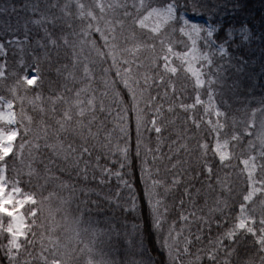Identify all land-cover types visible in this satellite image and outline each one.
I'll return each instance as SVG.
<instances>
[{
  "label": "trees",
  "instance_id": "1",
  "mask_svg": "<svg viewBox=\"0 0 264 264\" xmlns=\"http://www.w3.org/2000/svg\"><path fill=\"white\" fill-rule=\"evenodd\" d=\"M101 1L102 3L98 4L96 0H0V9H4L0 11V38L9 34V28L19 29L18 34L23 35L24 22L30 21L32 15L36 14L29 11L32 6H36L38 14L46 18L40 26L28 24L29 40L24 46L27 62L37 64L39 67L38 86L29 88L20 80L23 70L17 67L15 57L9 51V70L7 75L0 78V94L11 96L8 89L15 86L13 98L16 100L17 108L13 112L14 120L23 121L21 127L30 129L27 139H34L37 135L41 137L40 151L38 154L33 153L38 166L48 164L57 170V174L78 185L71 203L61 210L50 209L47 200L39 205L41 214L38 219L43 227L34 229L37 236L30 237L34 243L22 251L16 264H23L29 253L37 257L32 264H40L38 253L41 244L44 246V256L47 260L51 263L56 261L57 264H85L86 255L92 257L89 264H175L172 258L175 247H172L169 256L168 250L161 246L159 240V237L167 235L168 223L163 224L160 232L151 227V216L148 214L147 201L143 196L144 184L140 179V160L136 159L137 118L122 112L113 102L128 68L131 69L128 74L140 79L141 83L146 70L150 76L155 74L164 77L165 84L158 86L153 83L151 89L142 87V90L136 92L140 100L138 108L127 98L125 107L136 112L139 121L142 122L140 158L148 157L153 176L157 174L158 168L159 178L165 181L164 185L156 189L152 188L151 183L148 187L150 194L155 191L158 194L156 198L169 209L168 220L176 217L179 198L186 186L191 185L192 196L183 197L185 215L191 211L199 217L203 210V214L208 215L209 219H212V214L208 213V208L217 197H222L228 205H233L247 188V177L243 175L244 169L240 167L239 158L246 157L253 149L248 147L249 138L234 134L243 130L244 124L250 119L251 110H257L255 118L264 119V113L259 111L260 108H264V0H195V4L186 9L187 17L212 24L221 29L222 33L242 28L250 34L247 43L241 42L239 38L225 40L228 55L218 61L222 67L217 84L220 95L217 99L221 101V108L227 112V117L219 115L218 120L227 139L230 140L232 156L228 166L219 168V174L222 182L227 178L226 187H229L230 191H224L215 185L213 189H208L205 187L207 181L204 177L195 175L196 167L202 159L197 145L202 140H208L209 143L215 141L217 131L214 128L215 124H210L208 120L204 121L202 116L204 108L197 104V100L195 101L197 106L194 108L191 106L195 89L184 67L176 62L173 65L175 69L173 73L157 69L158 58L162 52L159 40L163 32L154 35L137 26L138 16L134 0ZM181 3L191 5L192 0H181ZM13 7L15 11H12ZM125 12L130 15L125 16ZM45 28L57 40L58 46L53 47L50 44L43 31ZM97 29H100L99 33ZM65 36L67 44L63 42ZM41 42L44 47H40ZM82 65L90 67L91 72L95 74L94 81L84 82ZM105 69L108 70L107 74ZM168 82L174 85L175 91L169 90L165 97L164 90ZM77 88H84L89 92L94 90L97 103H103L106 108L111 105V113H97L96 120L97 124L103 121L108 128L115 129L111 146L104 147L103 133L99 140H93L91 137L87 140L93 153V164L97 153L101 154V164L110 163L111 160L118 158L107 153L117 144L123 145L130 131V159L133 161V167L127 168L126 172L134 182L135 189L132 192L124 189L122 195L125 198L134 194L139 197L137 210L132 215L105 198L110 188L117 187L115 177L111 178L110 184L99 185L92 178L93 168L90 166L88 180L84 181L72 160L57 158L50 149L44 147L46 135L52 142H56L59 148L56 133L60 132L58 124L60 113L72 107L74 101L72 92ZM60 95H63V100L60 99ZM83 96L84 93L81 92V98ZM150 96H160L161 99L157 102L164 103L165 108L169 104L177 106L173 112H164L162 152L157 153L162 155L163 159L155 162H152L151 154L145 151V146L150 145L154 150L157 141L154 138L149 139V134L143 126L151 112V109L146 107ZM180 104L188 106L187 111H181L178 107ZM117 112L122 113L123 122L113 121V116ZM189 113L201 121L198 129L186 125L185 117ZM116 125L124 131L120 132ZM65 127L67 131L61 133L64 145L79 147L82 142L80 125L73 120L72 123L65 124ZM177 137L188 146V151H181L179 156L169 152L170 140ZM250 139L252 140V137ZM172 147L175 148V144ZM24 153L26 164L30 159L28 147L24 148ZM72 155L74 157L75 154ZM170 155L174 160L180 161L174 170L171 169L168 159ZM208 157L211 159V152L208 153ZM259 162L257 176L260 180L264 179V160L259 157ZM80 166L83 168V162ZM176 173L183 176L184 183L179 188L166 191L169 177ZM85 184L88 186L87 189L80 191ZM196 190H199V195L196 194ZM63 195L68 197L69 193L65 191ZM37 196L39 199V193ZM83 201L87 203H81ZM249 207L254 215H264V207L259 200H254ZM160 211L163 214V207ZM145 219L148 220L147 225ZM177 226L179 227V223ZM198 228L202 237L193 243L192 258L197 255V249L206 251L210 247L209 240L213 239L218 231L214 220L209 227L205 222L193 219L191 233L198 234ZM184 235H189V232L185 230ZM179 247H183L182 241L179 242ZM246 248V251L243 246L237 249L232 256V264H244L246 255L250 257L248 264H258L255 248L250 244ZM4 264H7L6 260ZM193 264L198 262L195 260ZM202 264H207L206 257L203 258Z\"/></svg>",
  "mask_w": 264,
  "mask_h": 264
},
{
  "label": "snow or ice",
  "instance_id": "2",
  "mask_svg": "<svg viewBox=\"0 0 264 264\" xmlns=\"http://www.w3.org/2000/svg\"><path fill=\"white\" fill-rule=\"evenodd\" d=\"M194 4L195 0H192L191 5L182 4L181 0H134L138 20L147 17L150 21L159 20L163 24V29L160 30L163 32V36L159 40L162 52L158 58L157 69L167 71L169 64L175 65L179 61L182 65H186L191 61L196 72L195 75L192 72H188L192 87L195 89L191 106L193 108L197 106L196 100L201 102V107L205 103L214 104L216 114L227 117L226 110L221 108V101L217 99L220 95L217 84L222 67L218 61L228 55L227 45L224 44L225 40L239 38L241 42L247 43L250 37L246 39V34L237 30H234L229 36L226 31L222 33L221 29L216 28L212 24L200 26L189 20L186 15V9ZM15 10V7H13L12 11ZM0 11H4V9H0ZM29 11L36 14L32 15L30 21L24 22L23 35L18 34L19 29L13 30L9 28V34L0 38V53L3 54V56H0V74L7 75L10 63L8 52L11 51L13 57H15V64L23 70L20 80L24 81L25 84L29 80H35L37 83L27 86L36 88L40 80L39 67L37 64H29L27 62L24 56V46L29 40L28 24L40 26L46 18L38 14L36 6L30 7ZM124 15L128 16L130 14L125 12ZM138 20L137 26H139ZM43 31L45 36L49 38L50 44L53 47L58 46L57 40L51 36L47 29L45 28ZM160 31L154 33V35H160ZM97 32L99 33L100 29H97ZM104 38L107 39V37ZM63 42L67 44L66 36L63 37ZM40 47H44L42 42ZM185 53L188 54L187 59L184 58ZM56 71L59 73V69ZM82 72V79L85 83L95 80V74L91 72L89 66L82 65ZM107 72L108 70L105 69L106 74ZM130 72L131 69L128 68L125 76L121 79V87L113 102L117 104V107L122 112H127L137 118L136 159L140 160V179L144 184L143 196L147 201L148 214L151 216V227L160 232L164 223L169 225L167 235L163 238L159 237L161 246L167 249L169 256H171L173 246L176 247L177 252L181 251L179 242L182 241V251L184 254L190 255L193 243L199 241L202 237L199 228L197 229L198 234L193 235L191 233V221L195 219L198 222H205L210 227L214 220L218 229L217 234L213 239L209 240L210 247L206 251L197 249V255L194 259L198 264H202L204 257L207 258V264H232V256L237 252V249L243 246L246 251V246L249 244L255 248L258 264H264V215H254L249 207L253 200H259L261 206L264 207V182L259 184L258 191H254L253 183L246 180V190L241 193L240 198L233 205H228L227 201H224L222 197H217L213 205L208 208V213L212 214V219H209L208 215L203 214V210H201L202 215L199 217L196 216L195 212L191 211L185 215L183 197L192 196L191 185L186 186L179 198V209L176 217L171 221L168 220L169 209L163 205L160 199L156 198L158 194L155 191L150 194L148 187L149 183H151L152 188L156 189L164 185L165 181L159 178L158 168L156 169L157 174L153 176L148 157L140 158L139 148L143 135L140 131L142 122L139 121V116L136 112L125 107L127 98V100L133 102L134 107L138 108L140 100L137 98L136 92L142 90V87L151 89L153 83L158 86L165 84L164 77L156 76L155 74L150 76L146 70L141 83L140 79L131 77L128 74ZM169 90L175 91V87L171 82H168V86L164 90L165 97ZM8 91L12 94L11 96L0 94V113L7 111L9 106L13 112L16 111L17 103L13 98L15 96V86L13 85ZM81 92L84 93L83 98H81ZM72 95L74 97L72 107L61 112L60 120L58 121L60 132L56 133V139L59 142V148L57 143L52 142L46 135L44 137V147L50 149L57 158H63L65 161L72 160L84 181L88 180L90 166L93 168L92 178L99 185H108L111 178L115 177L117 187L116 189L110 188L109 194L105 198L110 203L114 202L116 207L122 208L129 215L134 214L137 210L139 197L136 194L127 198L122 195L124 189H128L129 192L135 189L134 182L130 180L126 172L127 168L133 167V161L130 159V131L123 145L117 144L112 151L107 153V155L117 156L118 158L111 160L110 163L101 164V154L97 153L93 164V153L87 140L88 137L93 140H99L101 133H103L104 147L109 148L111 146L115 129L108 128L103 121L99 124L96 123L98 119L97 113H111V105L106 108L103 103H97L94 90L89 92L87 89L77 88L72 92ZM60 99H64L63 95H60ZM160 99V96L149 97L146 107L151 109V112L147 123L143 124L145 131L149 134V139L154 138L157 141L154 150L150 145L145 146V151L151 154L152 162L163 159V156L157 155V153L162 152L161 144L163 143L165 132L163 127L164 112H173L175 107H177L169 104L165 108L164 103L157 102ZM178 107L181 111H187L188 108L184 104H180ZM54 110L55 108H53ZM259 111L264 113V108H260ZM256 112V109L251 110L249 113L250 119L244 124L243 130L234 134V136L249 138L248 147L253 149L251 152L253 161H255L257 155L264 160V143L261 144L260 149L257 151L256 144L250 139L253 136V129L256 128ZM202 116L204 121L207 122L209 118L208 109L205 108ZM73 120L80 125L82 142L77 148H73L71 145H64L61 139V133L67 131L65 124H70ZM113 121L123 122L122 113L117 112L113 116ZM185 121L186 125H190L192 128L198 129L200 127L201 121L192 113L185 117ZM22 124L23 121L21 120H0V187L3 189L0 192V200L4 201L3 207L0 208V264H4L5 260L7 264H16L22 251L34 243L30 239V237L37 236L34 229L43 227L38 219L41 214V208L39 207L41 203L47 200L50 209L59 211L71 203L78 187V185L70 183L64 176L57 174V170H54L48 164L38 166L37 158L33 156V153H39L41 137L37 135L34 139H27L30 129L27 127L22 128ZM116 128L120 132L124 131L123 128H119V125H116ZM9 136L11 137L10 139L8 138ZM173 144H175V148L172 147ZM25 147L29 148L30 157L26 164L24 162ZM197 149L202 159L196 167L195 175L204 177V180L207 181L205 187L208 189H213L215 185V187L224 191H230V188L226 187L227 178L225 181H221L219 168L228 166L232 159L231 149L229 148L227 156L222 157L216 150L215 141L209 143L208 140L200 141ZM181 151H188L187 143L180 140L179 137L170 140L169 152L179 156ZM209 152L212 153L211 159L208 157ZM72 154H75L74 157ZM168 159L171 163V169L174 170L180 161L174 160L171 155ZM244 160L245 157L243 156L239 158V164L242 169L244 168ZM81 162H83V168L80 166ZM243 175L247 177L248 173L245 171ZM183 183V176L176 173L169 177L166 191L172 188H179ZM87 187L85 184L80 188V191H85ZM88 190L92 191V189ZM65 191L69 193L68 197L63 195ZM249 191H253L251 200L249 199ZM37 193H39V199ZM196 194H200L199 190H196ZM81 203H87V201ZM205 204H207V199H205ZM162 207L163 214L160 211ZM225 209H227V214H225ZM178 223L179 227L177 226ZM145 224H148L147 219H145ZM185 230L189 232V235H184ZM38 256L40 264H49L47 257L44 256L43 244H41ZM34 259H37V257H33L29 253L23 264H32ZM91 259L90 255H86L85 264H89ZM249 259L250 257L246 255L244 264H248ZM52 264H57V262L53 261Z\"/></svg>",
  "mask_w": 264,
  "mask_h": 264
},
{
  "label": "rangeland",
  "instance_id": "3",
  "mask_svg": "<svg viewBox=\"0 0 264 264\" xmlns=\"http://www.w3.org/2000/svg\"><path fill=\"white\" fill-rule=\"evenodd\" d=\"M96 2L98 4L102 3L101 0H96ZM187 18L189 20L195 22L196 24L200 25V26L208 25V23H206L205 21H200L198 19H192L189 17H187ZM136 23H137V21H136ZM138 24H139L140 28H143V29L149 31L152 34L163 29V24H161V22L159 20L150 21L147 17H144L143 19H139ZM234 30L244 32L246 34V37H245L246 39H248V37H250V34L245 29L239 28V29H234ZM234 30L229 31V33H228L229 36L231 35V33ZM161 32L162 31H160V33ZM0 56H3V54L0 53ZM187 57H188V54L185 53L184 58L187 59ZM177 62L179 64H181L179 61H177ZM182 66L184 67V69L186 70L187 73L192 72L193 75L196 74L194 64L191 61H189L188 64L182 65ZM174 71H175V69H174L173 64H169L167 66V72L173 73ZM2 76H3V74H0V78ZM34 83H35V80H29V81H27L26 84L31 85ZM200 103L201 102L199 100H197V104H200ZM203 108H204V111H205V108L208 109V117H209L208 122L212 125L215 124L214 128L217 131L216 132V140H215L216 150L222 157L227 156L229 154L230 140L227 139L228 137L224 133V129L221 127V125H219V120H218L219 116L216 114L215 105L205 103ZM0 120H9V121L14 120V113H13L10 106L7 109V111L0 113ZM255 122H256V128L253 129L252 142H254L256 144V150L258 151L260 149L261 144L264 141V119L263 118L262 119L261 118H255ZM217 127H218V129H217ZM8 138L10 139L11 137L9 136ZM259 157L260 156L257 155L255 158V161H253V159L251 157V153H249L245 157V160H244V168L243 169H244V172L246 171L248 173L247 180L251 181L253 183V190L254 191H258L259 190V184L261 182H264V179L259 180V178L257 176L258 169L260 167ZM2 191H3V189H2V187H0V192H2ZM248 194H249V199L251 200L252 195H253V191H249ZM3 203H4V201L0 200V208L3 207ZM62 248H64V247H62ZM182 248L183 247H181V251H179V252L176 251V247H175V249H173V255H172L173 262L175 264H193L195 259L192 258V253L190 255H186L182 251ZM49 264H52V263L49 262Z\"/></svg>",
  "mask_w": 264,
  "mask_h": 264
}]
</instances>
